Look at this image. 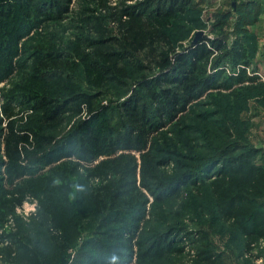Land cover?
I'll return each mask as SVG.
<instances>
[{"label":"trees","instance_id":"1","mask_svg":"<svg viewBox=\"0 0 264 264\" xmlns=\"http://www.w3.org/2000/svg\"><path fill=\"white\" fill-rule=\"evenodd\" d=\"M72 1L0 0V84L17 76L24 64L30 81L51 74L66 84L50 95H40L21 79L8 89L0 88V219L6 213L5 205H11L8 210L12 213L15 206L23 204L30 193L28 178L46 169L43 182L53 195H61L53 180L64 181L81 171L91 183L89 198L100 217L98 232L103 239H88L85 246L92 251L82 253L80 262L73 264H102V257L111 250L119 251L123 264H132L136 256L138 264H147L182 249L176 245L181 233L171 230L135 253V248L144 246L140 235L149 217L150 199L164 202L178 197L185 185L215 179L209 187L216 214L235 227L243 239V252L250 253L264 240L261 152L252 146H226L206 159L199 170L168 177L164 167L171 163L175 151L169 139L164 143L163 138L167 128L180 124L188 106L208 91L236 96L238 91L264 89L257 76L247 75L250 63L245 43L239 37L229 44L223 38H202L176 51L169 30L193 0H78L80 11L69 21L72 34L64 39L59 28L50 31L47 22L59 27L70 14ZM32 31L39 39L30 47ZM218 52L217 60L229 61L234 73L226 75L223 69L207 74L208 59ZM139 56L154 69L152 75L136 81L130 94L114 107L94 110L93 102L109 85L127 86L128 63ZM136 64L145 68L143 63ZM75 76L83 90L72 89ZM46 106L40 122L50 128L68 114L77 116L86 110L89 116L76 121L59 141L37 156H29L26 148L36 134L31 118ZM112 108L122 133L113 134L111 127L108 132L104 114ZM217 128L231 137L224 125ZM169 130L176 132L173 127ZM158 146L162 155L157 154ZM38 215L33 224L56 248L65 250L66 242L53 219L46 212ZM0 244L8 257L12 254L27 264H42L37 253L13 233L0 234ZM203 254L206 262L214 257Z\"/></svg>","mask_w":264,"mask_h":264},{"label":"rangeland","instance_id":"2","mask_svg":"<svg viewBox=\"0 0 264 264\" xmlns=\"http://www.w3.org/2000/svg\"><path fill=\"white\" fill-rule=\"evenodd\" d=\"M251 0H193L192 6L187 12L179 16L174 26L169 30L174 41L176 51H181L191 44L196 31L203 32L204 39L223 38L228 44L239 37L247 48L250 68L247 75L257 76L264 83V0H256L250 5ZM70 14L61 22L60 26L48 21L50 31L59 28V36L67 39L72 31L69 21L79 13L78 0H73L69 5ZM45 25V24H44ZM43 30L38 29V31ZM32 31L28 45L34 46L39 37H35ZM26 40V39H24ZM221 52L215 53L205 65L207 74H213L224 70L225 74L235 72L229 61H218ZM128 63L130 79L125 88L117 85H109L102 91V95L93 102V109L104 112V108L114 107L126 98L135 87L136 81L143 77H149L154 72L152 67L146 65L143 56L137 57ZM27 59V58H26ZM142 61V62H141ZM145 65L139 68L137 64ZM23 68L19 69L14 78L0 84L8 89L11 83L27 82L38 90L40 95H50L58 87L63 88L62 83L55 76L49 74L41 77L39 81H30ZM74 90H83L77 84L79 77L75 76ZM17 87V86H15ZM48 110L46 106L35 117L31 118L33 130L36 132L30 137V144L26 148L29 156H37L43 149L59 141L68 132L73 124L89 116V112L83 110L81 115L68 114L64 120L56 125L47 127L40 122V117ZM26 114V113H25ZM30 114V111L27 112ZM31 115V114H30ZM108 132L122 133L118 124V114L112 108L104 114ZM224 125L231 133V137L225 136L217 127ZM111 127V130H110ZM170 127L176 132L172 134ZM167 128L163 135L164 143L169 139L173 144L174 153L171 155V163L164 167L168 177L177 176L182 172L197 171L204 161L228 146L241 145L252 146L261 152L264 158V89L257 92L238 91L236 96L228 92L208 91L188 106V112L183 116L178 126ZM46 128L44 131H39ZM165 130H163V133ZM162 134V132L160 133ZM163 144V143H161ZM160 148V146H158ZM158 155L162 148L158 149ZM42 172L30 179V193L21 206H15L11 213L8 209L11 205H5L6 211L0 219V234L13 233L24 243L29 245L37 253L42 264H73L80 262L82 253L91 252L86 248L88 239H103L98 232L100 217L97 216L89 198L91 183L87 182L83 172L71 175L60 185L62 194L53 195L42 180ZM212 179L195 186L185 185L178 197L164 202L154 203L149 201V217L143 226L140 241L144 246L135 248V253L149 246L159 234L175 231L181 233L178 239L180 253L168 252L161 259L150 261L147 264H264V240L258 241L250 253L243 252V239L238 235L230 222L218 218L215 210V202L209 187ZM78 181L87 186L84 193L74 198L70 194L69 185ZM46 212L55 222L58 233L65 242L66 249L60 251L56 248L48 235L33 224L39 216V212ZM211 253L214 257L208 262L204 261L205 254ZM0 264H27L16 256H7L4 244H0ZM132 264H138L137 256Z\"/></svg>","mask_w":264,"mask_h":264},{"label":"clouds","instance_id":"3","mask_svg":"<svg viewBox=\"0 0 264 264\" xmlns=\"http://www.w3.org/2000/svg\"><path fill=\"white\" fill-rule=\"evenodd\" d=\"M61 183L62 181L60 178L53 180L54 185H60ZM69 188L70 194L73 196V198L78 194L86 192L87 190V186L78 181H73L69 185ZM102 264H123V258L118 250H111L102 257ZM258 264H262V262H258Z\"/></svg>","mask_w":264,"mask_h":264},{"label":"water","instance_id":"4","mask_svg":"<svg viewBox=\"0 0 264 264\" xmlns=\"http://www.w3.org/2000/svg\"><path fill=\"white\" fill-rule=\"evenodd\" d=\"M202 36H203V32L202 31H196L194 36H193V39L191 40V45H194L197 42L201 41L202 38H203Z\"/></svg>","mask_w":264,"mask_h":264}]
</instances>
